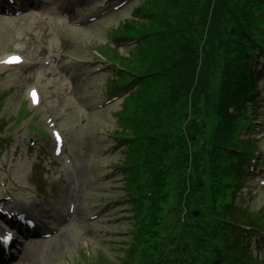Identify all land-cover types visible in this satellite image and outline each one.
Masks as SVG:
<instances>
[{"label": "trees", "instance_id": "trees-1", "mask_svg": "<svg viewBox=\"0 0 264 264\" xmlns=\"http://www.w3.org/2000/svg\"><path fill=\"white\" fill-rule=\"evenodd\" d=\"M142 10L147 21L122 31L145 36L136 53L106 55L120 67L114 88L137 81L124 119L131 180L147 202L136 214L139 237L159 255L166 241L172 253L146 263L247 264L240 226L252 224L234 198L249 142L238 133L264 71V0H149ZM123 264H133L132 252Z\"/></svg>", "mask_w": 264, "mask_h": 264}, {"label": "rangeland", "instance_id": "rangeland-1", "mask_svg": "<svg viewBox=\"0 0 264 264\" xmlns=\"http://www.w3.org/2000/svg\"><path fill=\"white\" fill-rule=\"evenodd\" d=\"M118 1L41 0L18 16L0 13V57L18 51L28 59L26 65L0 70V94L5 95H0L4 102L0 137L9 150L6 160V150L0 147V206L12 211L32 202L29 209L38 211L42 231H53L46 239L28 237L17 245L19 251L14 249L10 264H122L127 254L133 221L120 169L125 146L114 137L123 127L118 114L124 100L98 106L110 96L108 83L113 75L103 66V48L111 43L118 45L120 55L133 54L129 45L112 37L121 31L120 23L131 19L140 0L113 10ZM90 17L97 19L87 21ZM17 44L22 45L20 50ZM30 86L39 89L42 104L28 112ZM260 90L257 122L250 127L264 153V82ZM45 117L66 142L64 151L78 174L76 195L73 186L65 184L62 162L51 157ZM263 176L258 167L257 183L249 182L251 188L245 195L253 212L264 205V184L258 183ZM67 198L74 200L76 210L61 225ZM251 251L261 255L264 247L253 242Z\"/></svg>", "mask_w": 264, "mask_h": 264}, {"label": "snow or ice", "instance_id": "snow-or-ice-1", "mask_svg": "<svg viewBox=\"0 0 264 264\" xmlns=\"http://www.w3.org/2000/svg\"><path fill=\"white\" fill-rule=\"evenodd\" d=\"M58 138V137H57Z\"/></svg>", "mask_w": 264, "mask_h": 264}]
</instances>
